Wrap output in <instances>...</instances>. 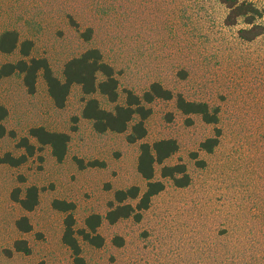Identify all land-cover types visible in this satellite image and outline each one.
Masks as SVG:
<instances>
[{"label": "rangeland", "instance_id": "rangeland-1", "mask_svg": "<svg viewBox=\"0 0 264 264\" xmlns=\"http://www.w3.org/2000/svg\"><path fill=\"white\" fill-rule=\"evenodd\" d=\"M253 1L264 6V0ZM225 13L217 0H0V29L14 28L32 40L30 54L47 58L60 78L68 59L98 48L116 72L119 102L125 89L140 95L158 81L189 100L219 107L217 124H208L200 115L182 114L174 100L150 104L143 141L178 143L155 165L154 178L164 189L138 221L110 224L103 218L101 247L79 238L82 264H264V33L240 39L242 24L224 25ZM87 29L89 39L82 36ZM19 57L18 51L0 53V63ZM93 96L103 108L114 107L104 95ZM84 98L74 84L65 106L57 108L41 74L34 93L20 73L0 80V104L8 109L3 124L17 135L0 139L2 151L20 153L15 142L33 126L69 135L60 162L43 146L17 167L0 164L1 264H78L61 240L65 213L52 201L73 202L75 228H82L89 214L105 216L117 189L145 190L136 170L141 141L127 142V132H95L81 116ZM216 127L217 146L200 149ZM180 162L190 176L183 187L160 176L163 165ZM31 185L39 188V203L25 211L12 193L19 189L21 197ZM23 215L32 223L29 232L15 225ZM17 239L28 242L29 254L13 249Z\"/></svg>", "mask_w": 264, "mask_h": 264}, {"label": "trees", "instance_id": "trees-1", "mask_svg": "<svg viewBox=\"0 0 264 264\" xmlns=\"http://www.w3.org/2000/svg\"><path fill=\"white\" fill-rule=\"evenodd\" d=\"M221 3L226 13L223 24L234 26L241 23L237 29V36L244 41H252L264 33V6L258 5L253 0H217ZM86 39L91 38L92 30L87 29L82 33ZM33 41L22 38L19 31L14 28L0 29V53L10 54L18 51L20 57L15 61L0 63V80L14 73L22 75V82L28 93L36 90L38 75H42L47 92L57 108H63L66 104L71 86H80L84 103L81 116L92 123L95 132H127L126 140L129 143L139 142L136 170L146 181L144 191L139 186L132 185L124 189H117L113 194V200L107 203V211L102 217L98 213L89 214L84 220L82 228H75L73 210L75 204L63 199H54L52 207L65 213L63 219L62 242L71 250L74 262L82 264V247L80 240L88 242L94 247H101L104 238L98 228L105 218L110 224L119 219L133 217L136 221L142 217V212L149 208L152 198L164 189L162 180L154 178L155 165L162 164L178 150V143L174 138H162L152 143L143 141L147 134L146 119L150 116L152 108L150 104L157 100H174L176 108L184 115L197 114L208 124H217L219 107H211L207 102L189 100L181 93H174L164 87L160 82L153 81L139 95L131 89H125V99L119 102V82L116 72L111 64L103 59L98 48H89L80 55L68 59L63 66L62 78L58 77L49 61L45 57H34L30 54ZM96 93L104 95L108 101L114 103L110 110L101 106L99 100L94 97ZM8 115V109L0 104V139L6 135L16 139L15 131L9 130L3 124ZM221 131L215 128V134L204 139L199 148L212 152L219 142ZM69 135L62 131L48 130L44 126H33L28 134L21 136L15 142V147L20 151L14 154L11 151H2L0 145V164L17 167L24 164L43 146L51 148L52 155L58 162L67 154ZM203 164V161H198ZM77 165L84 167L83 161L77 159ZM161 178L168 177L174 185L183 187L189 184L190 176L184 163L163 165L160 169ZM12 199L19 203L25 211H32L39 203V188L31 185L25 188L20 197L19 189L12 193ZM128 200L136 201L135 204ZM17 229L21 232L32 230V223L23 215L15 221ZM116 244L123 243L121 237ZM13 249L29 254L31 247L25 239H17L13 243ZM8 254L11 250L7 251ZM1 264V263H0Z\"/></svg>", "mask_w": 264, "mask_h": 264}, {"label": "crops", "instance_id": "crops-1", "mask_svg": "<svg viewBox=\"0 0 264 264\" xmlns=\"http://www.w3.org/2000/svg\"><path fill=\"white\" fill-rule=\"evenodd\" d=\"M54 157V156H53ZM65 158V157H64Z\"/></svg>", "mask_w": 264, "mask_h": 264}]
</instances>
